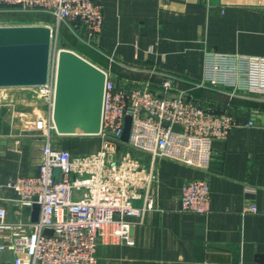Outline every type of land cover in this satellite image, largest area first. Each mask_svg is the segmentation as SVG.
<instances>
[{
	"label": "crops",
	"instance_id": "0c3cea01",
	"mask_svg": "<svg viewBox=\"0 0 264 264\" xmlns=\"http://www.w3.org/2000/svg\"><path fill=\"white\" fill-rule=\"evenodd\" d=\"M96 1L103 6V26L92 44L84 27L78 32L65 21L56 27L45 10L0 8V14L11 17L7 25L57 28L64 48L120 83L156 89L172 75L176 91L237 121L226 138L212 140L207 172L158 160L154 207L143 222L134 219L132 242H99L96 264H264V93L198 85L212 54L264 57V0ZM235 81L245 86L244 78ZM43 108L37 112L23 103L0 110V206L9 220L30 218L31 210L6 183L37 172L43 140L33 120ZM91 139L55 136L53 141L80 153ZM202 177L209 183V211H181L182 184Z\"/></svg>",
	"mask_w": 264,
	"mask_h": 264
},
{
	"label": "built area",
	"instance_id": "2783aa9c",
	"mask_svg": "<svg viewBox=\"0 0 264 264\" xmlns=\"http://www.w3.org/2000/svg\"><path fill=\"white\" fill-rule=\"evenodd\" d=\"M0 8L45 10L55 18L56 27L64 21L78 32L84 27L88 44L103 26V6L96 0H0ZM50 29L52 44L58 32L54 36ZM211 56L199 86L224 85L232 92L245 88L264 93V57ZM55 63L56 58L54 65L49 62L46 82L34 86L43 96L44 107L33 120V130L43 140L37 172L6 183L21 205L31 210L33 203L39 204L38 217L35 221L9 220L0 206V264H96L99 242H132L134 219L143 222L154 207L158 160L207 172L212 140L226 138L237 124L232 115L214 111L176 91L172 75H165L155 89L149 84L120 83L104 71L100 131L69 135L97 138V148L84 154L72 152L53 141L55 136H66L56 132L51 116ZM236 78H244L245 86ZM3 106L0 102V110ZM126 115L131 116V125L128 139L123 141ZM179 209L202 214L209 211L206 177L182 184Z\"/></svg>",
	"mask_w": 264,
	"mask_h": 264
},
{
	"label": "water",
	"instance_id": "95a60500",
	"mask_svg": "<svg viewBox=\"0 0 264 264\" xmlns=\"http://www.w3.org/2000/svg\"><path fill=\"white\" fill-rule=\"evenodd\" d=\"M51 29L46 25H0V87L39 86L48 77ZM106 74L78 53L59 48L55 63L52 121L60 135H94L100 131ZM264 121V114L261 116ZM131 116L124 118L126 141ZM40 206L33 203L30 219ZM51 233V229H45Z\"/></svg>",
	"mask_w": 264,
	"mask_h": 264
},
{
	"label": "rangeland",
	"instance_id": "374dc122",
	"mask_svg": "<svg viewBox=\"0 0 264 264\" xmlns=\"http://www.w3.org/2000/svg\"><path fill=\"white\" fill-rule=\"evenodd\" d=\"M3 14V13H2ZM0 14V25H7L8 19H11L9 16H5L4 14ZM10 25V24H8ZM56 29L54 30V36L56 35ZM64 47L61 39L58 35L57 41L53 39L50 49V62L51 65H54L56 53L59 48ZM43 96L38 92V90L33 86H16L10 88H2L0 89V102L7 107H13L15 104H23L28 103V105L32 106L33 108L36 107L37 112L40 111V106H43ZM93 142H97V138L91 139ZM92 141L85 143L83 146L79 147V152L89 153L90 151L97 148L95 142ZM73 152V151H72ZM79 195L78 192L74 193V197Z\"/></svg>",
	"mask_w": 264,
	"mask_h": 264
}]
</instances>
